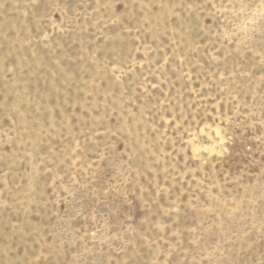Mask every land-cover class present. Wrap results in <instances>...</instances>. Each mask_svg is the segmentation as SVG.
<instances>
[{
	"label": "rangeland",
	"instance_id": "1",
	"mask_svg": "<svg viewBox=\"0 0 264 264\" xmlns=\"http://www.w3.org/2000/svg\"><path fill=\"white\" fill-rule=\"evenodd\" d=\"M0 264H264V0H0Z\"/></svg>",
	"mask_w": 264,
	"mask_h": 264
},
{
	"label": "bare ground",
	"instance_id": "2",
	"mask_svg": "<svg viewBox=\"0 0 264 264\" xmlns=\"http://www.w3.org/2000/svg\"><path fill=\"white\" fill-rule=\"evenodd\" d=\"M216 129V128H215ZM208 134V133H207ZM212 138V137H211Z\"/></svg>",
	"mask_w": 264,
	"mask_h": 264
}]
</instances>
